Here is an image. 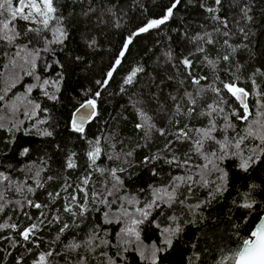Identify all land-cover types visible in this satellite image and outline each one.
I'll return each mask as SVG.
<instances>
[{"label":"trees","instance_id":"obj_1","mask_svg":"<svg viewBox=\"0 0 264 264\" xmlns=\"http://www.w3.org/2000/svg\"><path fill=\"white\" fill-rule=\"evenodd\" d=\"M244 2L245 0H235L234 3L233 0H223V7L217 14L221 19L227 17V29L223 28L218 21L212 20L211 14L201 7V4L214 6L213 0H181L180 5L174 10L173 17L167 23L147 33L133 35L147 20L162 17L172 0H92L97 9L103 3L105 7L112 8L116 12V17L104 15L103 23H97L95 15L91 17L84 15L89 0H58L59 10L65 17L64 24L68 26V37L63 45H51L54 51L41 52L35 69L36 75L50 81L56 80L58 74L62 76L60 90L55 92L58 99L48 100L40 90L34 88L32 98L41 103V108H48V112L39 113L32 121L20 126L19 131L13 127V125L18 126L19 123L11 113H8L11 103L7 102L13 97L17 98L19 94L21 97L26 95L27 86L32 85L35 78L25 75L19 66L12 67L8 57H0V95H4V100L0 101V118L6 117L8 122L0 127V172L10 175L14 181L18 182L32 175L29 168L41 170V178L49 174L55 176L56 173H60L66 176L71 173L72 178L75 179V176L86 168L85 153L89 150L88 141H94L102 137V134L112 136V142L116 143V152H119L121 147L127 151L136 142L143 145L142 133L134 129L138 121L133 104L142 101L143 103L138 104L137 107H144L148 111L156 127L165 126V117L168 114L166 112L157 114L155 101L149 103L148 99L152 95H158L160 102L167 108L173 103L168 99L169 95L180 97L185 90L193 92L196 86L187 79L186 73L179 64V59L194 49L195 44L192 38L196 34L203 35L205 31L211 33L214 43L204 45L209 58L215 59L230 54L229 61L225 62L221 59L215 70L206 63L200 62L202 54L191 57L195 62L193 74L208 77L207 80H202L201 84L207 86L213 83L217 76L221 80H227L235 74L240 77V86L249 87V75L255 69L264 72V0H247L252 9L250 14L253 15V22L245 21L239 11V5ZM20 23L22 22L17 21V24ZM117 23L119 26H116ZM215 27H219L220 32L214 31ZM240 28H244L245 31L241 32ZM224 31L229 33L228 37L222 35ZM130 35L133 36L132 43L128 45L124 56L120 57L121 63L116 66L107 86L101 89L96 81L105 78V74L112 68ZM92 38H95L97 43L96 46L89 47L88 42ZM225 39L228 40V44L236 48L235 52H232L231 48L224 43ZM196 43L202 42L196 41ZM8 51L11 53L14 49H8ZM169 51L173 56L172 62L167 61L166 53ZM23 55L24 53H21V56ZM15 59L17 65L23 64L19 57ZM45 65H50V67L46 70ZM137 66L143 71L135 78V82L132 85H123L124 79ZM24 67L26 71L27 65ZM17 76L20 77L18 84L14 87L6 85V79H15ZM255 79L264 87V78L257 74ZM180 81L183 83L181 84ZM216 83L219 86V82L216 81ZM121 87L124 88L123 92ZM49 91L54 92L55 90L49 89ZM97 91H100V96L94 97ZM213 95L211 91L205 92L199 97L198 105L212 103ZM90 98H95L97 101V115L87 125L82 136L71 130V115L82 102ZM253 99L249 97L250 107ZM230 103L232 107H237L234 98ZM26 110L31 112L30 107L21 106L19 119L25 120L31 117L25 115ZM45 118L48 119L47 124L37 123L38 120ZM204 120L205 118H195L191 120V124L199 127L202 126ZM233 120L237 124V131L242 132L246 125L235 121V118ZM0 124H2L1 121ZM33 124H36V128L32 127ZM167 127L170 131L173 130L171 125ZM24 129H30L28 134H25ZM37 129L53 131V136H43ZM217 136L219 137V133ZM121 139L124 141V146L119 143ZM163 144L164 138L153 131L148 146L136 149L131 158L133 167L129 168L127 173L120 174L125 180L128 193L138 196L142 202L147 198L149 185H157L167 180L169 171L176 174L177 170L158 162L159 176L154 177L149 171L151 166L140 163L144 155L157 152ZM25 147L29 149V152L27 155H21ZM101 147L111 154L112 149L103 139H101ZM70 153L76 154L78 168L65 172L62 164ZM193 159L201 163L195 156ZM97 163L101 167H114L119 162L109 161L102 156ZM44 164L47 170H43ZM221 167L229 173L228 190L222 196H218L217 200H214L207 208L199 210L203 213V219L199 214L191 217L186 208L176 206L173 209L165 208L163 215L159 214V210L153 211V217L157 219L161 227L169 223L167 217L172 214L180 215L182 221L190 218L196 220L195 225L187 224L180 239L174 242L168 252L160 256V264H188L187 257L195 252L200 253L198 264H217L221 256L228 255L230 250L238 248L242 239L248 237L258 221L257 217L264 211V206H261L264 204V156L247 172L241 171L234 159L225 160ZM212 178L214 177H210ZM96 179L97 174H94L93 181ZM28 183H32V180L29 179ZM59 183V179L48 182L43 190L37 191L34 199L40 203L46 202L47 192L56 191ZM253 185L257 186L254 190ZM140 189H144V192H140ZM207 192V188H195L187 203H196L203 199ZM248 192H251L259 202L250 215L247 214V210L237 207V204L242 202L244 194ZM8 196L13 199L17 198L11 191L8 192ZM234 200L236 204L233 203ZM60 204L61 201L58 200L53 207L59 208ZM99 207L101 211L104 210L103 206ZM29 211L33 217L39 213L37 209ZM48 214L52 215L51 212ZM12 215L15 219L16 213ZM62 218L71 223L67 215H63ZM28 223L30 221L25 219L24 224ZM92 224H103L101 212L93 211L80 228L73 230L79 233L78 240L84 237L88 227ZM109 227H111V235L108 238L116 243L115 233L118 231V226ZM58 228L59 224L44 227L40 233L42 237L40 248L28 245L32 248L31 253L19 245L11 247L7 240L0 241V264H16L17 258L21 255L24 257L23 264H31L40 250H47L48 243L54 239ZM7 234V232L2 233V235ZM12 236L14 239H19L16 233H12ZM70 236L71 232L66 233L61 239L64 243H68ZM142 240L144 245H151L153 242L157 245L161 243L159 232L153 227H144ZM52 246L57 249L62 248L60 243ZM107 251L109 255H112L116 250L109 248ZM124 255L126 264H147V261H142L138 251L134 249H130ZM56 262L65 264V260L59 257L56 258Z\"/></svg>","mask_w":264,"mask_h":264},{"label":"snow or ice","instance_id":"obj_2","mask_svg":"<svg viewBox=\"0 0 264 264\" xmlns=\"http://www.w3.org/2000/svg\"><path fill=\"white\" fill-rule=\"evenodd\" d=\"M234 2L235 0H233ZM180 3L181 0H172L162 17L147 20L133 35L147 33L167 23L173 17L174 10ZM213 3L214 6L201 4V7L211 14L212 20L218 21L223 28L227 29V17L221 19L217 14L223 7V0H213ZM239 11L245 21L253 22V15L250 14L252 9L247 0L239 5ZM84 15L89 17L95 15L96 22L103 23L104 15L116 17V12L112 8L105 7L103 3L97 9L92 0H89ZM64 19L65 17L58 7V0H15V4L14 0H0V57H8L12 67L19 66L25 75L34 76L37 82L26 88L27 94L24 99L31 107V112L25 111L26 116L34 117L39 113L48 112V108H41L40 102L28 99L33 88H39L42 95L48 100L56 101L58 99L55 92L60 90L62 76L58 74L56 80H42L39 75L35 74V69L41 52L54 51L51 45H63L67 39L68 26L64 24ZM17 21L22 23L17 24ZM116 26L119 24L117 23ZM213 30L220 32L219 27H215ZM240 31L244 32L245 29L240 28ZM222 35L228 37L229 33L224 31ZM132 39V35L127 38L115 60V66L120 65V57L124 56ZM196 41L202 43L197 44ZM192 42L195 44L194 49L182 56L179 59V64L190 83L196 86L193 92L185 90L180 97L169 95L168 99L173 103L167 108L160 102L158 95H152L148 99L149 103L155 101L157 114L160 112L168 114L165 117V126L156 127L148 111L144 107H137L138 104L143 103L142 101L133 104V107L136 108L138 121L135 123L134 129L142 133L143 145L136 142L127 151L121 147V150L116 152V143L112 142L113 137L102 134V137L88 141L89 150L85 153L86 168L76 175L75 179L72 178L71 173L66 176L60 173H56L55 176L49 174L41 178V170L29 168L32 175L26 177L24 181L18 182L14 181L10 175L0 172V241L7 240L11 247L19 245L31 253L32 248L28 245L40 248L42 242L40 233L43 228L59 224L57 234L48 243L47 250H40L31 264H57V257L64 259L65 264H118V262L126 264L124 254L130 249L138 251L141 260L147 261V264H160V256L168 252L174 242L180 239L186 225L189 223L195 225L196 220L190 218L182 221L180 215L172 214L167 217L169 223L161 227L157 219L153 217V211L159 210V214L163 215L165 208L173 209L176 206L182 209L186 208L191 217L199 214L203 219V213L199 210L207 208L214 200H217L218 196H222L228 190L229 173L221 167L222 163L225 160L234 159L237 161V167L241 171L247 172L253 164L260 161V158L264 156V87L257 83L255 76L259 74L264 78V72L255 69L248 77L250 85L247 88L240 86V77L235 74H232L227 80H221L217 76L213 83L204 86L201 81L207 80L208 77L193 74L195 62L191 57L202 54L200 62L206 63L215 70L221 59L225 62L229 61L230 54L215 59L209 58L204 45L213 44L214 41L211 38V33L207 31L203 35L196 34L192 38ZM96 43L95 38H92L88 42V46L94 47ZM224 43L231 48L232 52H235L236 48L228 44L227 39ZM243 46L247 47V45ZM8 49H14V52L10 53ZM21 53L24 55L21 56ZM15 57H19L23 64L17 65ZM166 57L168 62H172L171 51L166 53ZM57 63L59 62L57 61ZM25 65H27L26 71ZM115 66L105 74L103 80L96 81L101 89L106 87L112 78L113 72L116 70ZM49 67L50 65H45L46 70ZM142 71L143 69L139 66L132 69L124 79L123 85H132ZM16 79L19 77L17 76ZM216 81L219 82V86ZM180 83L182 84L183 81ZM11 86L14 87L15 82ZM49 88L55 91L50 92ZM121 91H124L123 87H121ZM207 91L214 94L213 102L203 106L198 105L199 97ZM99 96L100 91L94 93V97ZM249 97L254 98L251 107L248 102ZM233 98L237 107H232L230 103ZM3 100L4 95H0V101ZM96 105V99L92 98L76 109V114L71 120L73 132L83 136L85 123L97 115ZM195 118H205L202 126L197 127L191 124V120ZM233 118L246 125L242 132L237 131V124ZM37 123L47 124L48 119H40ZM167 125H171L173 130L170 131ZM0 127H3V124H0ZM13 127L17 131L20 130L19 126L13 125ZM32 127L36 128V124H33ZM24 131L25 134H28L30 129H24ZM37 131L43 136H53V131L48 129H37ZM153 131L164 138V144L157 152L144 155L140 163L151 166L149 171L154 177L159 176L158 162L167 164L177 171L175 175L169 171L167 180L162 183L149 185L147 198L142 202L138 196L128 193L125 180L120 174L127 173L128 169L133 167L131 158L137 148L148 146ZM217 133H219V137ZM101 139L112 149L111 154L102 149ZM119 143L124 146L122 139ZM28 152L29 149L25 147L20 154L27 155ZM102 156L109 161L119 163H116L114 167H101L97 161ZM194 156L201 163H197L193 159ZM62 167L65 172L77 169L76 154H68ZM43 170H47L46 164L43 165ZM94 174H97L96 181H93ZM129 175L131 174L129 173ZM210 177L214 178L210 179ZM29 179L32 180V183H28ZM57 179L60 180L57 190L47 192L46 202H37L34 199L37 191L43 190L48 182ZM199 187L208 189L205 197L194 204H188L187 201L192 196L194 189ZM256 187L253 185L252 189L254 190ZM9 191L17 198L9 197ZM139 191L144 192V189ZM58 200L61 201L60 207L54 208L53 206ZM233 203L236 204V201L234 200ZM258 203L251 192H248L244 194L242 202L237 204V207L247 210V214L250 215L257 208ZM114 205L115 209H113ZM99 206H103L104 210L101 211ZM30 209L39 210L38 215L33 217L30 214ZM93 211L101 212L103 224H92L88 227L84 237L78 240L79 233L73 230L80 228ZM49 212L52 213L51 216H49ZM12 213H16L15 219H13ZM63 215H67L71 223L64 220ZM25 219L30 223L25 225ZM257 220L258 222L255 223L248 237L242 239L240 246L235 250H230L228 255L221 256L217 264H264V216H258ZM109 226H118V231L115 233L116 243L108 238L111 235ZM144 227H153L158 230L161 237L160 245L155 242L151 245L143 244ZM5 232L8 234L2 235ZM69 232H71L70 242L64 243L61 237ZM12 233H16L19 239H14ZM56 243L62 244V248H54L52 245ZM109 248L116 251L109 255L107 251ZM145 252H148V255H145ZM23 260V255L19 256L16 264H23ZM199 260V252L187 257L188 264H198Z\"/></svg>","mask_w":264,"mask_h":264},{"label":"rangeland","instance_id":"obj_3","mask_svg":"<svg viewBox=\"0 0 264 264\" xmlns=\"http://www.w3.org/2000/svg\"><path fill=\"white\" fill-rule=\"evenodd\" d=\"M41 79L43 80V78H41ZM13 82H15V84H18L20 82V77H19V79H16V78L15 79H11V78H9L8 80L6 79V81H5L7 86L8 85L9 86L12 85ZM36 83L37 82L35 80L33 84H36ZM37 89L40 90L39 88H37ZM49 89H52V88H49ZM31 95H32V93L30 95H28V99L34 100ZM24 97H25V95L23 97H21V95L19 94V96L17 98L13 97V98H11V100H9V102H7V103H11V106H9V109H8V113H11L14 116V118L18 121V123H19L18 126L19 127L20 126H24L25 123H28L29 121H32L35 118V116H34V117H30V118L25 119V120L24 119H19L21 106L22 107H30V106L27 105V101L24 99ZM0 121H1L2 124L8 123L6 117H1ZM145 255H148V252H145Z\"/></svg>","mask_w":264,"mask_h":264},{"label":"water","instance_id":"obj_4","mask_svg":"<svg viewBox=\"0 0 264 264\" xmlns=\"http://www.w3.org/2000/svg\"><path fill=\"white\" fill-rule=\"evenodd\" d=\"M114 66H115V63L113 64L112 68H113ZM115 68H116V66H115ZM90 99H92V98H90ZM87 100H88V99H87ZM87 100H85V101L82 102L81 104L85 103ZM81 104H80V105H81ZM80 105H79L77 108H79ZM77 108H76V109H77ZM76 109L72 112L71 120L73 119L74 114H76ZM81 111H84V110L81 109ZM71 120H70V125H71ZM92 120H93V119H92ZM92 120H90V121H88V122L85 123V128L87 127V125H88ZM260 216H264V211L262 212V214H261ZM257 222H258V221H257ZM165 264H166V263H165Z\"/></svg>","mask_w":264,"mask_h":264}]
</instances>
